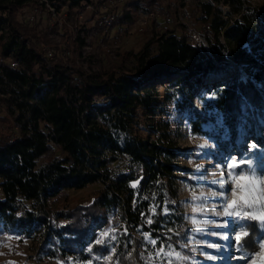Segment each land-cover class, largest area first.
<instances>
[{"label": "trees", "instance_id": "16d2710c", "mask_svg": "<svg viewBox=\"0 0 264 264\" xmlns=\"http://www.w3.org/2000/svg\"><path fill=\"white\" fill-rule=\"evenodd\" d=\"M46 2L68 17L88 3L104 4L0 0V234L38 231L37 256L59 261L54 264H168L155 262L154 248L177 246L189 235L175 204L177 161L185 153L180 124L187 120L189 133L215 136L218 149L228 152L239 128L246 137L264 117V5L198 0L188 14L206 43L194 41L187 23L160 28L153 19L138 51H118L111 59L82 57L80 29L69 43L53 44L52 56L40 49L58 21L42 28L19 16L34 4L48 11ZM134 10L111 26L134 22ZM227 59L240 63L244 78L235 70L214 76L226 70ZM120 155L133 163L113 172ZM96 182L102 186L87 204L49 208V200L67 199L68 189ZM112 224L119 228L116 239L97 244ZM248 228L244 239L254 243L246 247L256 250L259 227ZM182 261L191 264L188 257Z\"/></svg>", "mask_w": 264, "mask_h": 264}, {"label": "rangeland", "instance_id": "374dc122", "mask_svg": "<svg viewBox=\"0 0 264 264\" xmlns=\"http://www.w3.org/2000/svg\"><path fill=\"white\" fill-rule=\"evenodd\" d=\"M146 1L147 0H126L117 7V16L125 10L135 9L134 12H136V17H138L142 12L149 10L145 9V7L148 6ZM197 1L198 0L153 1L152 4H149V8L155 11V15L148 20L147 25H149L153 19L160 28L175 26L178 22H183L191 27L190 30L195 31V26L197 25L194 26L191 19H189L188 13ZM248 1L253 4L264 5V0ZM93 6V4L89 6L85 5L84 10L80 12L81 15L75 16L74 13L71 17H68V14H64L65 12L52 14L46 9H41L34 4V6H25L19 17H24L30 22H38L39 26L42 28L53 24L54 21H58V28L53 30L48 29L45 32L47 33V41L42 40L52 48L53 44L62 45L64 42L69 43L72 38H75V23H78L79 20L91 23ZM34 8H37V10ZM31 14H33V19L29 20L28 16ZM126 24L127 23L119 25L115 23L113 26H110L106 37L99 34L96 35V37L94 36L91 54L103 53L107 57L113 59L116 57V52L118 51L129 49L138 51L144 41L142 31L135 30L133 22L128 23V25ZM119 27H126L123 33L119 32ZM68 28L71 31L70 36L65 35ZM195 41L206 43L205 38L203 41L199 38ZM225 62L224 67L226 70L220 74H215V77L221 76L223 73L229 72V70H235L238 75L244 78L245 74L240 63L232 59H227ZM159 88L162 89V86H159ZM259 120L260 127L254 128L253 133L249 132L246 137L243 136V129L238 127L236 138L229 144L228 152H221L218 149L219 145L215 136L205 137L199 134H191L188 131L187 120H184L182 123L180 122L179 132L181 138L179 142L180 146L185 149V153H183L177 161L179 165L177 170L178 196L175 199V204L182 211L186 219L189 235L186 240L179 242L177 246L173 244L161 245L165 247V251L171 250L180 252L183 256H186L187 254L184 252L188 251L189 255H187V257L191 261V264H253V260L246 261L242 258L245 256H253L254 259H256V264H260L258 258H255V252L259 250L258 248L256 250H249L247 247H244L239 251L237 250L235 234L240 231L250 232L249 228H237L236 231L233 232L231 226L226 228L220 225L226 220L236 221V218L217 216L214 214L217 211H222V205L225 204V197L227 200H231L232 198L231 183H228L224 189H221L218 184V181L222 179V173L223 178L228 179V163H231L234 159L238 162L241 160L245 162L251 160L253 167L264 165V162L259 160V154L262 152V145L264 144V117H260ZM209 125L211 128H214L213 126L216 124L211 120ZM222 133L225 134V137L230 136L228 135L229 129L227 127L222 128ZM253 144L256 145L254 149L251 147ZM249 149H251V151H249ZM43 161L44 158L40 157L38 159V164H41ZM132 163L131 159L127 156L120 155L117 161L111 163V168L113 172L126 170ZM247 170L248 165L245 163L236 171L245 172ZM135 183H137V181H132V184ZM101 186V183L96 182L79 189H68L66 193L67 199H64V196L53 198V200L48 201L49 208L51 210L60 208L64 205L65 201L66 205L70 206L77 203L87 204L91 201L95 193L94 191ZM211 192H217L218 195L215 197L211 196ZM220 192L225 193V196L219 195ZM201 193H203L202 198L193 200L194 195L200 197ZM22 204L24 203L22 202ZM25 205L29 206L30 202H27ZM193 208H202L206 211L194 213ZM146 217L148 219L149 216L147 215ZM193 219L200 222L208 221V223L202 225L200 230H197L192 223ZM239 223L243 225L255 222L239 221ZM113 228L115 231H110ZM117 230H119V228L112 224L103 231V233L109 232V236L105 237L108 243L113 241V236L117 237ZM37 232L32 237L20 236L17 233L15 234V232L8 231L0 234V264L59 263L57 260L49 258L40 259L37 256L36 247L39 237ZM223 235H228L230 239H222L221 237ZM254 239L258 244L264 242V234H262L260 229ZM209 244H214L217 247H209ZM169 245L171 246L170 249L167 247ZM161 246L155 247L153 252V258L157 263H160L163 259H171L163 255L160 257L156 256ZM210 256L215 257V259H209ZM83 264H91V261H86ZM180 264L186 263L181 261Z\"/></svg>", "mask_w": 264, "mask_h": 264}, {"label": "snow or ice", "instance_id": "6c2138e0", "mask_svg": "<svg viewBox=\"0 0 264 264\" xmlns=\"http://www.w3.org/2000/svg\"><path fill=\"white\" fill-rule=\"evenodd\" d=\"M253 149L256 147L255 144L251 146ZM251 151V149H249ZM247 163L248 170L245 172H238L237 169H240L242 165ZM228 169V179L223 178L218 181L219 187L224 189L228 183H231V200H227L225 197V204L222 205V211H217L214 214L217 216L236 218V221L226 220L223 222L222 227L231 226L232 231L235 232L237 228H247L251 227L252 229H256L259 227L262 234H264V165H258L257 167L252 166V161L249 160L247 162L241 160L236 161L232 160L231 163L227 164ZM135 187V185H133ZM211 196H217V192H211ZM219 195L225 196V193L220 192ZM203 197V193H201L200 197L193 196V200L200 199ZM166 211V210H165ZM206 211L202 208H193V212H203ZM239 221H249L255 222L251 224H240ZM152 223L151 220L148 221ZM192 223L195 225L197 230H200L202 225L207 224L208 221H197L195 219L192 220ZM110 231L114 232L115 229H111ZM109 236V232H104L101 234L99 240L96 241L97 244H101L104 242L105 237ZM251 233L248 231H240L235 234V240L237 242V250H241L246 246L252 245L254 242L249 238ZM222 239L229 240L230 237L228 235H223ZM113 240L116 239L115 236L112 237ZM145 239H148L152 245H156L157 241L151 240L148 236H145ZM244 240V242H242ZM209 247H217L214 244H209ZM230 246V245H229ZM169 249L171 246H167ZM258 251L255 252V258H258L260 264H264V242H260L258 244ZM195 250V249H193ZM113 252L115 249L113 248ZM131 255V254H130ZM163 255L166 258H174L176 261L186 260L187 257L181 255L180 252L176 251H165V247L161 246L160 250L156 253L157 257ZM246 261L253 260V264H256V259L253 256H245L242 257ZM111 259V257H108ZM209 259H215V257L210 256ZM168 264H173L172 259H169Z\"/></svg>", "mask_w": 264, "mask_h": 264}, {"label": "built area", "instance_id": "2783aa9c", "mask_svg": "<svg viewBox=\"0 0 264 264\" xmlns=\"http://www.w3.org/2000/svg\"><path fill=\"white\" fill-rule=\"evenodd\" d=\"M38 3L42 4L43 1L46 0H36ZM126 0H104V4L96 7L93 6L92 8V20L91 23H86L85 21L79 20L78 23L76 24L75 30L80 29V33L82 34L83 37V44L81 46V55L82 57H88L92 52L93 48V39L94 36L96 35H104L106 36L107 33L109 32V27L111 24L114 22L116 16H117V7L124 3ZM92 3H88L87 5H91ZM46 5L48 7V11L52 14H55V9L50 6L47 2ZM37 10V8H34ZM75 12V16L81 15V11ZM65 12V11H62ZM66 14V12L64 13ZM78 14V15H76ZM155 15V11L153 9L147 10L145 12H142L133 22V25L135 26V30L142 31L145 29L146 25L148 24V20L153 18ZM28 19L31 20L33 19V14L28 16ZM74 30V31H75ZM77 30L75 31V35L77 33ZM119 32L123 33L124 29L123 27H119ZM192 37L194 41L196 39H201L202 41L204 40V36L197 31L192 32ZM40 49L44 50L48 56H52L54 53L53 48L45 44L43 41L39 43ZM83 66H86L87 61L82 62ZM11 66L16 65L15 60L10 61Z\"/></svg>", "mask_w": 264, "mask_h": 264}, {"label": "bare ground", "instance_id": "6f19581e", "mask_svg": "<svg viewBox=\"0 0 264 264\" xmlns=\"http://www.w3.org/2000/svg\"><path fill=\"white\" fill-rule=\"evenodd\" d=\"M120 17V16H119Z\"/></svg>", "mask_w": 264, "mask_h": 264}]
</instances>
